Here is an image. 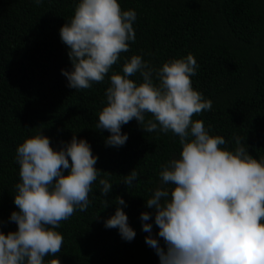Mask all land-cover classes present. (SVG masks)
Listing matches in <instances>:
<instances>
[{"label": "trees", "instance_id": "1", "mask_svg": "<svg viewBox=\"0 0 264 264\" xmlns=\"http://www.w3.org/2000/svg\"><path fill=\"white\" fill-rule=\"evenodd\" d=\"M80 0H0V231H16L9 221L16 184L20 182L16 149L27 137L42 131L51 147L59 150L73 134L86 139L100 178L113 183L106 197L99 178L92 185L91 201L84 212L77 210L55 229L64 243L57 258L61 264H160L154 248L145 242L158 237L155 210L146 207L160 183L161 165L179 158L182 145L171 132H144L133 119L121 128L128 140L120 147L106 146L110 135L96 128L106 106V89L113 73H122L126 60L141 55L154 67L193 54L199 65L192 86L212 101V108L194 115L203 120L211 135L223 136L229 150L235 139L257 159L264 157V0H118L122 10L134 9L135 42L121 53L102 83L75 90L61 70L71 71L68 47L60 29L74 16ZM138 85L139 73L130 77ZM150 114L146 119H150ZM211 125V128L208 126ZM69 162L70 158H69ZM139 173L128 188L123 176ZM106 172L111 173L109 176ZM65 175L68 170H65ZM120 196L135 238L126 241L118 228L104 222L114 215ZM104 199L109 204L104 208ZM149 212V221L141 213ZM56 257L44 258L45 264Z\"/></svg>", "mask_w": 264, "mask_h": 264}, {"label": "clouds", "instance_id": "2", "mask_svg": "<svg viewBox=\"0 0 264 264\" xmlns=\"http://www.w3.org/2000/svg\"><path fill=\"white\" fill-rule=\"evenodd\" d=\"M136 18L135 10H122L118 0H80L74 16L60 29L72 66L71 71L61 70L68 87L89 89L104 81L121 53L130 50L129 42H135ZM198 67L191 53L159 68L141 55L131 56L122 73L110 77L107 104L96 128L110 133L105 143L112 147L125 145L128 135L121 128L133 119L144 132H171L179 138V158L161 165L160 183L146 201V207L155 210L157 235L165 247L151 235L150 223L142 226L149 233L145 242L155 249L160 264H264V157L254 158L238 137L229 150L223 136L211 135L203 120H193L212 108V101L192 86ZM137 73L142 77L139 85L130 79ZM15 159L18 211L9 221L17 230L0 231V264H45L49 255L56 258L48 264H61L57 254L64 239L55 229L77 210L88 209L98 178L102 197L113 183L100 178L104 171L95 167L98 157L88 141L75 134L54 150L38 131L17 146ZM138 175L133 169L122 182L129 188ZM103 202L106 208L109 201ZM114 203L115 213L104 226L118 228L121 238L131 241L136 233L120 207L125 201L117 196ZM150 218L149 212L141 213L142 221Z\"/></svg>", "mask_w": 264, "mask_h": 264}]
</instances>
